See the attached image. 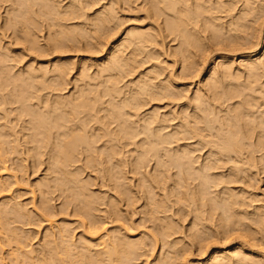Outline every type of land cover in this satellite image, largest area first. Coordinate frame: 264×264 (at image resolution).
<instances>
[{"label":"bare ground","instance_id":"6f19581e","mask_svg":"<svg viewBox=\"0 0 264 264\" xmlns=\"http://www.w3.org/2000/svg\"><path fill=\"white\" fill-rule=\"evenodd\" d=\"M1 4L0 264H264V0Z\"/></svg>","mask_w":264,"mask_h":264},{"label":"rangeland","instance_id":"374dc122","mask_svg":"<svg viewBox=\"0 0 264 264\" xmlns=\"http://www.w3.org/2000/svg\"><path fill=\"white\" fill-rule=\"evenodd\" d=\"M2 6H1V9H0V24H2V21H3V17L5 16V8L7 7L5 4L3 5V4H1ZM135 14V13H134ZM134 14L133 13H131L130 15H132V16H134ZM137 14H135V16H136ZM139 15V14H138ZM101 55H98V57H100ZM81 57V55H79L78 56V58H80ZM93 57H95V56H93ZM97 57V56H96ZM9 164H6V166H8ZM0 167H1V169L2 170H0V172L1 171H3L2 173H0V175H1V177H4V178H8L9 177V174L10 175H12L11 174V172H9V171H4L3 170V166H1V164H0ZM7 175H8V177H7ZM28 175H29V173H28ZM27 175V176H28ZM41 175V171H40V173H38V175H35V176H31L30 178H29V181L30 182H32V185H33V183H34V180H36L37 179V177H39ZM11 182H13L12 181V179L10 180ZM20 185V186H19ZM19 185L18 186H16V187H18V189H22L23 191H26V192H29L30 190H32V187H30L31 185H30V183L28 184V183H19ZM20 187V188H19ZM26 187V188H25ZM14 189V190H13ZM15 189H16V191L18 190L17 188H15V187H13L12 188V191H15ZM25 189V190H24ZM6 195H9V194H6ZM5 196V195H4ZM32 197V194H27V195H24L23 196V198L22 199H24V200H26V199H28V198H31ZM62 215V216H61ZM64 216V217H63ZM137 217L138 216H136L134 219L136 220L137 219ZM61 218H67V216L66 215H63V214H60V215H58V216H55V217H52V221H54V222H56V221H59ZM75 219L76 217H70V219ZM28 226V227H27ZM26 227V229L28 228V229H30V227H33V226H30V225H26L25 226ZM34 240V239H33ZM33 242V244H35L36 242H37V238L34 240V241H32Z\"/></svg>","mask_w":264,"mask_h":264}]
</instances>
